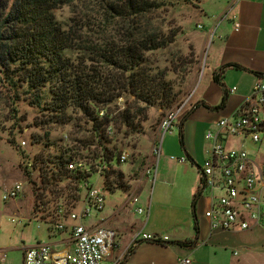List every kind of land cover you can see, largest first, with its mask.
<instances>
[{
    "label": "trees",
    "instance_id": "obj_1",
    "mask_svg": "<svg viewBox=\"0 0 264 264\" xmlns=\"http://www.w3.org/2000/svg\"><path fill=\"white\" fill-rule=\"evenodd\" d=\"M78 1L80 9L67 21L58 20L57 9ZM200 1L0 0L2 84L41 108L39 126L60 128L75 117L81 122L66 134L68 139L46 143L50 153L44 151L31 159L35 170L26 167L41 179L35 208L51 212L59 203L80 199L81 177L68 168L76 158L92 162L102 158L105 191L127 187L120 162L123 140L147 132L151 108L158 110L156 127H160L186 93L199 62L194 46L188 52L175 49L184 30L164 12L178 4L197 9ZM230 66L246 69L227 64L215 72V80L222 83V73ZM227 97L225 89L219 105H201L221 109ZM82 124L87 125V136L77 134L85 129ZM108 126L114 128L112 135L106 131ZM120 134L122 141L117 138ZM45 136L35 133L31 141L41 142ZM180 142L184 146L182 129Z\"/></svg>",
    "mask_w": 264,
    "mask_h": 264
},
{
    "label": "crops",
    "instance_id": "obj_2",
    "mask_svg": "<svg viewBox=\"0 0 264 264\" xmlns=\"http://www.w3.org/2000/svg\"><path fill=\"white\" fill-rule=\"evenodd\" d=\"M229 3L230 14L218 27L208 52L213 79L197 95L192 108H189L178 119L177 126L184 133V146L180 140L179 142H177L178 140L171 141L174 142V145L176 144L174 151L182 157L185 156L184 153L187 154L195 165L190 166L191 164L187 163L182 171L179 168H176L174 172L166 168L163 170L164 179L162 182L172 190L165 195L168 201L159 196L156 199V206L158 209L167 207L168 210H171L168 213L171 221L163 226L158 224L157 219L151 216V211L148 215L147 212L144 214L138 213L137 208L143 207V205L134 208L135 215L128 209V206L134 204L135 198L140 195L142 178L148 176L145 175L144 170L137 183L127 181V187L122 188L128 194L127 199L113 209L107 210L105 206L104 210L95 213L86 222L88 226L99 225L111 228L116 232L114 245L105 258V264H177L180 257L187 256L191 258V264H249L250 261L254 260V255L258 253L264 255V252L262 253L252 247L253 242L251 241L254 238L251 232L260 233L258 230L262 226L242 232L211 230V222L205 216V210L211 203V191L205 188L202 182L201 166L204 160L203 162L198 160L199 142L203 141L204 138L206 140L203 156V159H205L206 151L211 145V142L206 138V131L211 127L215 128L220 119L232 117L246 97L251 94L255 82L264 79V77L256 74V72L264 74V0H231ZM236 23H239L237 29ZM213 31L214 27L212 26L208 32L202 34L201 31L200 33L203 40L199 42L198 46L195 45L199 55V63L201 60L203 63L207 40ZM233 63L246 69L233 66L227 67L221 76L223 85L216 81L214 78L215 72L220 71L223 66ZM200 72L201 69L196 72V79L192 86L197 83ZM193 77L194 74L188 84L186 93L192 88L190 85ZM225 89L228 90V97L224 108L210 109L201 105L203 102L211 106L219 105L224 97ZM196 104H200V106L193 109ZM186 116L187 118L182 125V120ZM203 130L204 134L202 133ZM158 133L159 128L155 134L158 135ZM243 144L245 145L247 142L237 141V144H229L228 141L229 146H242ZM166 149H171L170 144ZM179 163L184 162L180 161ZM180 172L182 173L181 176L179 175ZM128 175L126 173L127 178H129ZM166 178H171V181H164ZM186 180H188L187 183ZM174 188L180 189V191L183 190L188 198L193 199L192 214L190 209H187V207L183 209L176 203L180 200L181 195L178 194L179 190L174 192ZM197 192H199V196L195 201ZM151 205L152 201L149 200L147 207L144 208L151 210ZM99 214H102V217L99 218ZM143 216H145L144 219ZM25 218L26 223L24 225L26 226L31 218L29 214ZM166 227V231L162 232L161 230H165ZM140 232L160 237L168 236L169 240H145L141 237L135 241V235ZM49 235L50 237L53 236L52 233H49ZM56 236H59L57 237L59 240L50 244L56 247L64 246L61 250L71 247L69 245L71 237L68 231L58 232ZM23 241L25 243L24 239ZM42 242L45 241L40 236L35 244H23L18 247L21 253L18 264H24L25 248L36 246ZM0 249L6 253V260L3 263L0 261V264H17L15 258L7 253V247H0ZM257 260L259 259L255 258V262Z\"/></svg>",
    "mask_w": 264,
    "mask_h": 264
},
{
    "label": "rangeland",
    "instance_id": "obj_3",
    "mask_svg": "<svg viewBox=\"0 0 264 264\" xmlns=\"http://www.w3.org/2000/svg\"><path fill=\"white\" fill-rule=\"evenodd\" d=\"M229 2H231V0H201L200 7L197 9L193 6L178 4L176 7H168L166 9L167 11L164 12L168 17V20H173L175 23L181 25L184 30V33L179 37V41L175 44V49H180L183 52H188L191 45L194 46L195 49V45L197 44L198 46L199 42L203 40V37L200 34L201 31L202 34H204L205 32H208L212 26L214 27L213 33L207 40L203 63L201 60V62H198L194 68V77L196 72L201 69L197 78V83L192 86V83H194L196 79V77H193L190 85L192 88L185 93L180 100V102H183L190 98L186 108L183 109L181 114L179 113L180 115L177 117V121L184 114V112H186L189 108H192L197 95L201 93L204 86L208 85L209 81L213 79L208 52L218 27L226 20L227 15L230 14L228 13L230 5ZM76 4L70 6L65 5L57 9L56 16L58 20L61 22L67 21L68 18L73 15V11L75 9H80L81 1H78ZM199 25L204 27L203 30L199 27ZM197 56L199 59L198 54ZM42 116L43 112L41 111V108L33 106L30 100L24 96H17L15 91L9 90V88L4 86L0 80V247H7V253H9L12 258H15L17 264L21 255L18 247L23 244H35L40 236H42L43 241L47 243L59 240V238H57L59 236L55 237L58 232L49 229L47 223L37 222L34 220L35 215L41 216V214L45 213L40 209V207L35 208L37 201H40L38 199V193L41 190L39 188L41 179L38 172L29 174L26 171V164L28 160L32 159L36 154L44 151L49 154L50 152L46 150V143L49 140L59 142L62 138L68 139L66 134H70L72 130L75 131L76 128L74 125L81 123L79 119L75 117L70 124H67L64 127L57 128L56 125H54L45 128L36 124L37 121H40ZM158 117L159 113L157 108H151L150 119L145 123L147 132L144 134L140 133L132 135L131 137L123 140V151L127 154L129 153L130 158L127 162L122 163L121 169L125 173L129 174V178H127V176L125 177L128 182H132L134 184L137 183L144 173L145 168L147 166H151L157 161L156 156L152 155V147L155 141H159L160 134H155V131L158 130L156 127ZM177 121L175 124H177ZM86 126L83 125L85 129L77 134L87 136L88 130ZM88 127L90 126L88 125ZM172 129L173 133H168L163 138V151L158 160L156 179L155 175L144 176L142 178V189L140 190V195L137 197L138 200L135 201L134 204H130L128 206L130 212L135 215L136 213H134V208L139 205L147 207L148 201L151 200V210L149 208H145L148 212L147 215L151 211V216L157 219L158 224L163 226H166L171 221L170 216L168 215L171 210H168L167 207H164L165 209L163 207L158 209L156 206V199L161 196L162 199L168 201V198L165 197V195L172 190V188L166 187L162 182L164 179L163 170L166 168L167 170H172V172H174L176 168H179V170L182 171L183 167H185L187 163L191 164L190 166L195 165L192 163L187 154L184 153L185 156L183 155L184 157H182L174 151L176 144L174 145V142L172 143L171 141L178 140L177 142H179L180 129L177 125L173 126ZM47 132H49V136H45ZM35 133L41 134L45 137L41 142L34 144L31 140L33 138V134ZM202 133L204 134V130ZM122 136L123 135L120 134L119 137H117L118 141H122ZM23 140L27 141V145H21ZM203 141L199 142V162H203L204 160V147L206 143L205 138ZM169 144L171 148L170 150L166 149L169 147ZM229 144H237V141L230 138ZM250 144L251 143L248 141L247 146L250 148L253 155H256V146ZM260 145L261 150L264 151V131L262 133V141ZM182 158H186V161H184V163H179ZM141 162H143V164H141ZM177 163L179 164L177 165ZM181 174L182 173L180 172L179 175L181 176ZM93 180L98 186H103V177L95 176ZM166 180L171 181V178H166L164 181ZM187 181L188 180H186V183ZM184 182L182 181V183ZM16 183H21L24 187L20 196L15 199L3 200L4 190ZM179 184L181 185V183ZM177 190L180 191V189L174 188V192ZM180 192L178 193L181 195L180 200L176 201V203H178L183 209L186 207L187 209H190V213L192 214L193 199L191 197L188 198L183 190ZM106 194L107 210L110 208L113 209L128 197L126 191L120 187L116 188L115 191L106 190ZM28 214L31 220L28 225L25 226V217ZM145 216H143V219ZM91 217L88 218L87 221L90 220ZM100 217H102V214H99V218ZM166 229L167 227L165 230L161 231L164 232ZM258 231L260 233H257L256 231L251 232L252 237H254L251 240L253 242L252 247L263 253L264 222L261 229ZM49 233H52L53 236L50 237ZM23 239L25 240V243ZM63 247L64 246L60 245L57 246L56 249L61 250ZM255 258L260 261L257 260V262H255ZM253 259V261H250L249 264H264V255L260 253L254 255Z\"/></svg>",
    "mask_w": 264,
    "mask_h": 264
},
{
    "label": "built area",
    "instance_id": "obj_4",
    "mask_svg": "<svg viewBox=\"0 0 264 264\" xmlns=\"http://www.w3.org/2000/svg\"><path fill=\"white\" fill-rule=\"evenodd\" d=\"M238 26L239 23H236V29ZM189 100L178 103L164 116L159 127V141H155L152 147V155L156 156L157 161L145 168V175H155L156 179L163 138L173 133V126L178 125L177 117ZM106 131L112 135L114 128L108 126ZM263 131L264 79H260L232 117L220 119L215 128L206 131V138L211 145L206 151L201 175L204 187L211 191V203L205 210V216L211 222V230L242 232L263 225L264 151L260 145ZM230 138L244 143L249 141L250 145L256 146V155H253L247 144L229 146ZM21 145H27V141L23 140ZM127 160L128 154L122 152L120 162L125 163ZM180 161L184 162L186 158ZM26 167L35 170L31 159ZM68 168L81 177L77 189L80 199L59 203L51 212L43 210L45 213L35 215L34 220L47 223L48 228L55 232L68 231L71 247L57 250L56 246L46 242L27 247L24 250V264H105V258L114 245L116 232L113 229L99 225L88 226L86 223L89 217L104 210L107 204L106 191L93 180L95 176L102 177L105 163L102 158L95 162L76 158L69 162ZM23 190V185L16 183L4 190L3 200L15 199ZM137 212L144 214L147 211L144 207H138ZM141 237L145 240H169L168 236L143 232L137 233L134 240ZM5 260L6 253L0 249V261L3 263ZM191 263L189 256L180 257L177 262Z\"/></svg>",
    "mask_w": 264,
    "mask_h": 264
}]
</instances>
